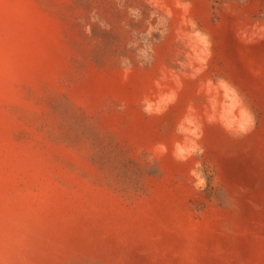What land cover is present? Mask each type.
Here are the masks:
<instances>
[{
    "label": "rangeland",
    "instance_id": "1",
    "mask_svg": "<svg viewBox=\"0 0 264 264\" xmlns=\"http://www.w3.org/2000/svg\"><path fill=\"white\" fill-rule=\"evenodd\" d=\"M0 264H264V0H0Z\"/></svg>",
    "mask_w": 264,
    "mask_h": 264
}]
</instances>
